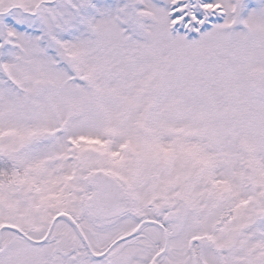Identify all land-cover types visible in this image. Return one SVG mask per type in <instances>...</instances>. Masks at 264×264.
Instances as JSON below:
<instances>
[{
    "label": "snow or ice",
    "instance_id": "snow-or-ice-1",
    "mask_svg": "<svg viewBox=\"0 0 264 264\" xmlns=\"http://www.w3.org/2000/svg\"><path fill=\"white\" fill-rule=\"evenodd\" d=\"M0 264H264V0H0Z\"/></svg>",
    "mask_w": 264,
    "mask_h": 264
}]
</instances>
